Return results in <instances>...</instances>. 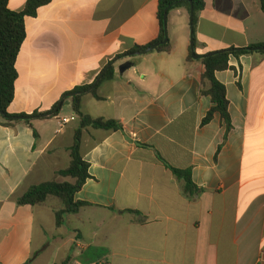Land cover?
<instances>
[{"label": "crops", "instance_id": "obj_1", "mask_svg": "<svg viewBox=\"0 0 264 264\" xmlns=\"http://www.w3.org/2000/svg\"><path fill=\"white\" fill-rule=\"evenodd\" d=\"M26 2L8 0V9ZM202 2L196 55L264 44L259 0ZM157 12L158 0H53L25 17L7 113L32 118L0 119V264H264V54L230 57L215 73L230 129L217 113L203 124L212 103L200 60L187 61V11L167 14L169 53L131 52L158 39ZM109 68L111 80L81 93V111L122 128L82 129L90 178L75 202L89 206L57 228L58 199L16 201L31 186L67 180L57 173L71 162L79 118L62 98ZM64 118L73 121L61 126ZM171 168L189 171L197 190L185 192Z\"/></svg>", "mask_w": 264, "mask_h": 264}, {"label": "trees", "instance_id": "obj_2", "mask_svg": "<svg viewBox=\"0 0 264 264\" xmlns=\"http://www.w3.org/2000/svg\"><path fill=\"white\" fill-rule=\"evenodd\" d=\"M53 0H27L22 12H12L8 9V0H0V119L3 124L19 122L17 119H11L7 113V108L14 98V84L17 79L15 62L19 50L25 40V17H34L38 8L49 4ZM193 4V17L190 18V27L192 40L195 43V25L197 21V13L203 8L202 0H158L157 17L161 26V32L156 41L146 47H137L131 52L143 51L153 45L163 41L165 30L163 27V15L167 10V14L171 10L184 8L187 13L190 12V4ZM260 8L264 10V0H259ZM257 48H264V44L251 45L246 48L233 49L232 51H218L210 56H205L200 60L204 68L201 75L202 93L208 96L212 106L203 119V124L209 123L214 114H219L225 123L227 131L230 129V119L228 114V101L226 99L225 87L215 78V73L229 69V58L239 59L241 56L252 55L254 53L264 54V51H256ZM171 50L169 43L158 46L157 52L169 53ZM187 61H192L191 53L187 56ZM113 78V70L109 68L104 72L102 80H111ZM91 86H84L74 89L72 93L76 94L70 99L73 112L79 118V128L75 131L73 144L70 148L71 162L69 166L57 173L59 177L67 179L64 182H44L31 186L16 203L19 206H37L44 203L49 197L60 200L63 208L55 213V225L60 228L64 224L65 216L75 214L81 208L89 206L84 202H75V195L81 190L82 186L90 178L88 173L89 165L80 154L81 132L84 128H93L104 131L121 130V125L116 121H103L101 119H92L81 111V93L87 91ZM95 89L91 91L94 95ZM68 95V94H66ZM50 114V113H48ZM44 117V115H33ZM18 117H27L24 115ZM29 123V120L25 121ZM36 135V133H35ZM174 176L184 182V189L187 193H193L197 188L193 185L190 172L181 171L171 168ZM70 180V181H69ZM139 217V222H143L144 218L138 212L130 211ZM30 260L25 264H30Z\"/></svg>", "mask_w": 264, "mask_h": 264}, {"label": "water", "instance_id": "obj_3", "mask_svg": "<svg viewBox=\"0 0 264 264\" xmlns=\"http://www.w3.org/2000/svg\"><path fill=\"white\" fill-rule=\"evenodd\" d=\"M189 4H190V12H189V16H190V18H192V17H193V13H194V10H193V4H192L191 2H189ZM167 10H168V9H166V10L164 11V15H163V27H164V30H165V27H166V21H167ZM166 43H167V38H166V34H165V37H164V39H163L162 42H160V43H158V44H156V45H153L152 47H149V48H147V49H145V50L139 52L138 54H143V53H145V52H147V51L154 50V49H156L158 46L164 45V44H166ZM190 47H191V58H192L193 60H201V59L204 58L205 56H210V55L214 54V53H210V54L203 55V56L196 55V54L194 53V48H193V47H194V42H193V40H192V33H191V43H190ZM232 50H233V49H230V50H227V51H232ZM255 50H256V51H264V48H257V49H255ZM130 67H131V64H130V63H125V64L121 67V70H122V71H125L126 69H128V68H130ZM104 72H105V71H103V72L99 75V77L95 80V82L93 83V85H92L88 90H92V89L98 84V82L100 81V79L103 77ZM75 95H76V94H68V95H64L63 98H62V100H63L64 98H72V97H74ZM61 104H62V101L59 102V103L57 104V107L55 108V110L53 111V113L57 112V110H58V108L61 106ZM31 118H32V117H11V119H17V120H23V121L29 120V119H31Z\"/></svg>", "mask_w": 264, "mask_h": 264}, {"label": "rangeland", "instance_id": "obj_4", "mask_svg": "<svg viewBox=\"0 0 264 264\" xmlns=\"http://www.w3.org/2000/svg\"><path fill=\"white\" fill-rule=\"evenodd\" d=\"M186 19V18H185ZM165 34H166V38H167V40H168V37H167V21H166V27H165ZM77 123H73L72 125H76ZM57 199V198H56ZM60 201V200H59ZM62 204V203H61ZM48 217V216H47ZM46 221H47V226H48V228H50V226H51V221H50V219H49V217L48 218H46ZM51 229V228H50Z\"/></svg>", "mask_w": 264, "mask_h": 264}, {"label": "built area", "instance_id": "obj_5", "mask_svg": "<svg viewBox=\"0 0 264 264\" xmlns=\"http://www.w3.org/2000/svg\"><path fill=\"white\" fill-rule=\"evenodd\" d=\"M71 121H73V118L72 119H67V118L61 119L60 125L64 126V125H66L67 123H69Z\"/></svg>", "mask_w": 264, "mask_h": 264}]
</instances>
